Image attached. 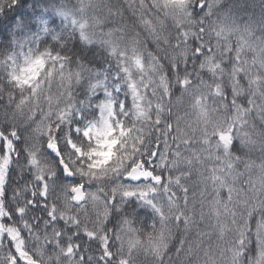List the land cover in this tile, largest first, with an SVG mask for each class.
<instances>
[{
	"label": "snow or ice",
	"instance_id": "obj_1",
	"mask_svg": "<svg viewBox=\"0 0 264 264\" xmlns=\"http://www.w3.org/2000/svg\"><path fill=\"white\" fill-rule=\"evenodd\" d=\"M0 264H264V0H0Z\"/></svg>",
	"mask_w": 264,
	"mask_h": 264
}]
</instances>
